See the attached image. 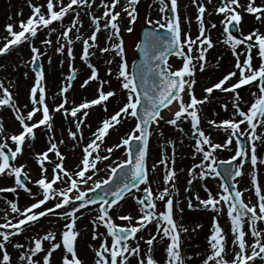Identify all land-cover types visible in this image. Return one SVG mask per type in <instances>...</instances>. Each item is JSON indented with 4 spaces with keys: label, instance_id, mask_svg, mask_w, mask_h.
Here are the masks:
<instances>
[{
    "label": "snow or ice",
    "instance_id": "snow-or-ice-1",
    "mask_svg": "<svg viewBox=\"0 0 264 264\" xmlns=\"http://www.w3.org/2000/svg\"><path fill=\"white\" fill-rule=\"evenodd\" d=\"M94 3L95 0H91V2L90 0H67V3L65 0H45L43 4H33L32 0H29L31 8L29 17L26 20H21L18 25L8 23L5 26L8 35L3 38L4 43L0 45V54H7L21 44L28 43L32 65H36L41 57L46 55L41 47H37L33 43L41 30H49L46 37L40 41L42 46L51 47L53 44L51 36L57 34L55 51L66 54L72 60L75 59L72 48L74 35L75 40L82 41L80 59L90 70V74L83 80L81 87H87L90 82L95 81L97 82V94L94 98L84 100L79 104L69 102L65 94L71 88V82L76 78V69L73 68L67 77V83L60 88L61 102L50 109L46 102L45 72L43 66L40 65L39 70L33 69L35 72L34 83L29 90L31 107L29 108L28 104L23 105V108L27 109L25 113L21 111V106L17 105L10 88L0 81V108H9L21 128L18 133L8 136L3 143H0V177L14 178L15 185L9 188H0V192H16L17 188H22L34 199L33 203L23 209L16 202H9L11 213L16 215L12 219H8L6 214L5 222L0 223V264H14L12 254L8 250L9 246L19 253L20 264H52L53 253L57 250L61 252L60 264H85L77 252L76 242L80 232L76 224L77 220L84 215L81 210L88 209L91 212L92 210L88 206L93 204L98 205V208L95 218L90 220L92 240H100L98 247L89 245L94 252V264H130V257L137 258V264H159L153 255V246L154 242L159 243L164 240L168 241L165 245L164 264H185V257L181 251V232H187L188 229L178 225L174 219V201L170 195V189L175 188L174 182L177 175L174 168L175 160L166 157L159 160V164L164 165L166 169L163 176L166 186L156 195H154L149 181L147 165L152 125L159 126L160 122L164 121L183 132V128L179 127L178 122L185 120L190 121L192 135L195 137V153L201 155L200 163L189 169L191 179L188 180V183L191 184L197 178L204 180L208 177H221L222 180L231 178L236 182L237 177H242L244 175L243 163H240L239 167L235 169H225V175L222 177L218 170L220 164L230 163V161H218L214 155L218 149L232 145L235 139L237 148L231 160L239 158L242 162L250 163L252 190L256 197V203L245 202L244 193L236 187V183L231 187L227 183H222V191L215 195L207 185H204L206 198L197 196L196 200L199 206L213 211L215 215L213 216L211 234L207 237L210 254L206 255L202 264H257V261L259 264H264V228L258 227V224L264 223V186L258 182L255 172L258 164L256 142L264 138V132H258L259 129H264V33L259 28H255L248 34L241 33V36L237 37L230 30L232 27L240 25L242 13L253 14L256 21L264 24V0H261L259 4L256 0H246V3H241V0H221L220 5L216 7V12L223 14L224 18L221 23L223 33L227 36L224 43L230 45L235 57V64L233 70L228 71L222 78L203 89L205 95L202 98H197L194 92L196 66L198 63L199 70H205L206 54L214 46L210 35L206 34L204 19L206 7L203 3L193 0L198 12L196 16L198 35L193 38L190 34L185 33L182 39L177 0H158L159 12L170 13V15L162 17L163 22L148 19L147 23L162 29L167 28L170 35L165 37L154 31L145 32L144 41L137 45L144 55V60L136 71L129 70L125 58L119 18L121 12L126 14L129 24L126 31L131 33L133 31L131 25L136 22L138 17L136 5L139 0H127V6L121 4L120 0H101L104 9L101 16L90 11L86 13L92 31L85 38L80 34L83 20L77 9H90ZM118 6L121 11H116ZM69 15L72 16V19L69 24L65 25L63 21ZM54 22H58L60 27H51ZM15 27H18L19 31L14 30ZM211 27L215 28L216 25L213 23ZM102 30L109 32L107 41L111 42L115 38L116 42L100 47L97 43V34ZM241 45L244 46L243 60H241V53L237 51ZM97 50L101 54L114 51L115 55L120 57L116 79L120 82V88L125 90V99L118 110L101 120L100 125L92 132L91 139L83 146L79 163L73 170H69L65 167V156L58 146V143L63 144L64 140L60 139L57 143L55 139V113L60 112L65 119L69 116L73 118L72 123L75 130L70 127L67 132L73 141V148H75L79 141L83 140L82 126H87L85 125V119L89 114L87 110L93 106H101L104 111H107L109 98L118 95L114 89L105 90L104 85L109 81L100 79L99 70L90 62V57ZM174 50L175 54L182 58V66L172 70L167 57ZM194 50L195 56L192 54ZM253 50L256 51V56L259 58L258 65L253 63ZM48 59L51 63V57ZM107 63H112V60H108ZM108 74L112 75L111 68L108 69ZM233 78H236V82L228 83ZM242 86L250 88L254 86L256 89L251 93L253 100L246 110L241 107L243 97L237 91ZM215 90L233 94L232 117L221 121L208 120L209 127L223 128L229 133L223 143L214 142L211 135L206 134L200 127V106L209 102V98ZM185 91L189 97L187 101L183 95ZM174 101L178 110L173 113L171 118L165 120L161 114L162 109L171 110L169 106ZM223 107L227 109V105H223ZM38 113L39 116H37ZM128 118L136 121L134 127L122 136L118 143L106 147L104 149L106 154L101 155L100 150L109 130L114 129ZM242 125L244 126L243 130ZM41 126H43L46 135L50 137L49 147L42 153L36 154L40 177L34 183L38 186L39 192L32 193L31 188L22 179V176L28 178V173L24 171L26 166H16L10 163V160L14 161L18 154H22L26 139L35 140V130ZM4 131L3 121L0 118V133H4ZM241 136L248 140V147L240 142L239 137ZM9 140L15 145L14 150L9 147ZM133 142L138 145L135 152L132 150ZM168 143L173 144L174 155V142L169 140ZM120 148L125 149L126 159L113 161L112 164L105 166L109 171L108 179L93 181V176L99 172L97 165L109 160L114 150ZM49 153H53L56 160H52ZM46 162L52 164L51 175L48 174ZM156 167L157 164L153 163L152 171H155ZM118 170L121 182L116 184L114 189L103 190L99 198L88 196V192H95L97 189H102V185H108L112 178L118 174ZM89 181L93 182V187H83L88 185ZM57 183L63 187H54ZM141 185L144 187L141 188ZM132 188L144 193L143 197H133L140 205V215L136 218L130 214L120 215L118 219L129 223L119 225L114 221L110 212L113 206L118 205V202L124 199L125 193L130 192ZM73 193L75 194L73 195ZM166 197L167 199H165ZM157 200L164 203L162 210H157ZM50 201L52 202L51 206H46ZM76 201H79V204L73 206ZM70 206H72L71 210H69ZM188 208H193L191 201L188 203ZM57 210H61V212L58 213ZM179 211L183 212V209H179ZM225 211L232 235L231 260L226 259L229 255L226 239L228 234L225 233L217 219L220 213ZM48 216H56L65 220L59 240L56 232L45 231L43 234L36 233L26 237L25 243L14 241L13 238L23 233L28 225H35L40 218ZM134 220L135 223H133ZM245 224L248 226L247 231ZM149 225H155L156 231L154 234H149L145 240L147 250L141 255V246L138 240L144 239V237L138 238L137 233L146 230ZM100 227H104L105 232H99ZM130 240L136 241L135 246L129 243ZM46 242L47 247H45Z\"/></svg>",
    "mask_w": 264,
    "mask_h": 264
},
{
    "label": "bare ground",
    "instance_id": "bare-ground-1",
    "mask_svg": "<svg viewBox=\"0 0 264 264\" xmlns=\"http://www.w3.org/2000/svg\"><path fill=\"white\" fill-rule=\"evenodd\" d=\"M45 0H32L33 4H43ZM96 4L92 5L90 9H77V11H80L81 19L83 20V27L80 28V34L83 37H87V27H92L89 22L87 12H92L93 14L97 16L100 15V8L98 6V3L101 2V0H95ZM145 4L141 7L143 9L144 7H148V15L151 16L154 13L156 1L155 0H145ZM206 2V0H201ZM219 5L221 3L220 0ZM261 1V0H260ZM120 3L127 6V0H120ZM241 3H246V0H241ZM209 5V4H207ZM75 7V6H74ZM180 10L183 11L184 16L187 19L186 26L188 27V24L190 23L191 26L194 27L196 25V22L194 21V17H191V15L194 12V9L196 8V4L193 3L192 0H183L181 2V5H179ZM216 7V6H215ZM218 7V5H217ZM28 8H30L29 0H0V36L7 34L6 32V25L8 23H12L14 25L19 24V20L17 19L19 16H22L21 19H27L29 15L31 14V11L28 12ZM120 9V7L118 6ZM121 11V9H120ZM189 11V12H188ZM121 12V16H122ZM191 14V15H190ZM252 15V14H251ZM251 15H247L248 18H251ZM247 18V19H248ZM72 16L69 15L65 17L63 23L65 25L69 24L71 21ZM123 20H128V17L125 13H123ZM260 26H264V24L260 23ZM51 27H60V24L58 22L54 23ZM19 29L18 27H15L14 30ZM192 29V28H190ZM48 29H43L39 32L38 37L33 43L37 47H41L42 51L46 53L45 56L41 57V65L43 66L45 70V80L44 84L46 85V102L48 103L50 108H53L56 105V100L60 98L59 95L60 88L67 83V77L71 73L72 69H76V78L73 80L72 86L69 89V91L65 94L68 97V100L70 103H73L77 98L84 95H91L93 91L97 89V85L95 82L90 83L89 86L82 88L80 85V79L85 75L87 67L83 64V62L80 59V56L78 54V48L79 45H82V41L75 40V36L73 35V54L75 56V59L72 60L67 57L66 54H60L55 51L57 44H56V35L52 34L51 39L53 40V44L51 47H45L40 44L41 39L45 38ZM223 33L219 32L218 30H214V39H218V42L216 43L219 47L222 49H225L227 47L226 44H223L219 42V39H226L222 35ZM109 35L108 31L102 30L97 38V43L100 47H104L109 43H112L107 41V36ZM115 39V38H114ZM243 46V45H241ZM244 47V46H243ZM28 50L29 45L28 43H24L16 48L13 49V54L11 57L5 61L6 64H2L3 66L0 67V81L4 82L6 86L10 88V90L13 92L14 99L16 100V103L18 106H21V111L26 113V109L23 108V105L28 104V106H31L29 103V96L26 94L25 88L27 85L31 82V86L34 83V77L35 72L32 69L31 64V54L30 58L28 57ZM94 56L98 59L104 58V62H107L108 60H113L114 55L113 52L107 53V54H101L98 50L95 51ZM49 57H51V63H49ZM69 61H72L73 66H69ZM217 65L220 68V71L223 72V74H226L228 71L233 70L231 66H233L231 58L230 59H222L219 62L211 63V66ZM27 73V75H25ZM100 77V76H99ZM30 86V87H31ZM245 87V86H244ZM253 91H256L255 87L252 86L251 88L248 87L246 91L242 92L241 96L243 97V102H245L247 105H249L253 97L251 93ZM185 94V93H184ZM183 94V95H184ZM224 97L231 98L233 101V94L232 93H225L223 94ZM67 106V105H66ZM169 109H164L165 114H167V117L169 115H173V113L178 110V106L176 102L174 101L172 105L169 106ZM10 109L7 107L0 108V114H2L5 117V120L3 121L4 125V133H0V143H3L8 136L11 135L10 130L17 129L20 127L19 122L15 119V117H10L8 115ZM88 117L85 119V125L82 126L83 131V140L81 141H87L88 135H92V132L95 131V120L97 119V116L99 115V110L97 109V106H93L92 108L88 109ZM79 115V114H78ZM73 118L68 117L65 119V117L60 113L56 112L54 115V132H55V139L58 143L60 139L64 140L63 144H59V149L62 154L65 156V167L69 170H73L75 166L80 161V156L82 155V152L80 154L78 150V145L73 148V141L69 138L67 129L72 128L75 130L74 125L72 123ZM36 138L35 140H27L25 141V148L23 150V153L18 158L17 162H14L13 164L16 166L19 165H25L24 171L28 173L29 176L33 177L30 188L32 190V193H38L39 189L38 186L34 183L36 180V176L38 173H40V168L36 160V154L38 153V149L46 150L49 147L48 141L50 137L46 135L45 130L43 127L38 128L35 130ZM258 132H261L258 130ZM264 132V129L263 131ZM111 136V134H110ZM192 130L188 131L186 128H183V132L173 133L172 141L175 142L176 147V164H178L176 170V177L178 178H188L191 179L189 175V169H191L194 165L199 164L201 161V155L195 153V149L191 147L189 143V139L192 137ZM158 139V138H157ZM159 142V139H158ZM9 147L13 146L12 142L8 141ZM7 150V149H6ZM49 156L52 160H56V157L53 153H49ZM190 161V166L186 165V161ZM102 165V162L97 165ZM46 166L48 168V174L51 173L52 170V164L46 162ZM191 167V168H190ZM211 178V177H209ZM212 181L216 182L217 178H211ZM7 183V186H15L14 180L12 177L2 176L0 177V188H5ZM242 183H245V179L243 177ZM5 184V185H4ZM189 184V183H188ZM206 185L204 180H201L199 178L193 180V182L190 184L194 192H200L202 191V187ZM54 187H63V185H60L57 183ZM141 188L144 187V185L140 186ZM165 186L161 184H156L155 188L157 191H162ZM9 188V187H8ZM248 189L252 192L251 188L248 186ZM139 193L136 189L133 190L131 193L128 194V198L126 199V203L124 204L127 208L131 209L134 212H137L139 210L138 205L133 203V196L135 194ZM219 193V191H217ZM75 193H73L74 195ZM175 199L177 201L176 209H178V213L180 214L179 208H181L180 202L185 203L187 199L180 193H174ZM16 202L18 206L23 209L26 206H29L31 203L34 202V199L32 196H30L27 192H25L22 188H17L16 192H0V218L5 219V215L7 214L8 219L11 218V216L14 215V213H11L10 204L9 202ZM50 206V202L48 205ZM186 207V205H184ZM45 207V206H42ZM82 212H84V215L81 219L77 220L76 227L80 232V235L77 238L76 247L77 252L84 253L86 257L87 264L89 262H92L94 260V252L92 248L89 247V245H92V247H98L100 240H92V225L90 223L91 219L95 218V211L89 212L88 209H82ZM57 212H61V210H57ZM203 212H208L210 216L215 215V213L211 210L206 209V211H202V207L198 205V202H194V206L192 208V211L189 209H185L183 212H181L180 222H184V218L187 217L185 221L186 228L188 229L187 232H181V251L182 255L185 257V264H202L203 259L206 257V255L210 254V249L208 247L207 243V234L206 231L210 232L209 226L207 225V229H203V232L201 231V226L197 227V225H200L201 223V215H203ZM188 214H190L193 217V223L189 221ZM221 214V213H220ZM77 215H80L77 213ZM10 217V218H9ZM213 217V216H212ZM221 218V226L223 227L225 233H227V241L229 246V255L226 257L229 260L232 258L231 254V241H232V235L230 233V222L227 216L221 215L219 216ZM65 223L64 219L57 218L56 216H48L40 218L39 222L35 225H32L30 228L26 229L23 233L15 236L13 239L14 241L25 243L26 237L30 235H35L36 233L43 234L45 231H54L58 236H60L61 229L63 227V224ZM189 224V225H188ZM183 226V224H182ZM206 226V225H205ZM259 227V224H258ZM261 227V224H260ZM190 228L192 231H190ZM99 232L103 233L102 227L98 229ZM156 227L153 225V228L147 227L146 230L142 231V235L144 239L142 241H145L147 239V235L150 232L151 234L155 233ZM211 233V232H210ZM203 235V237H202ZM57 236V239H58ZM159 240V238H158ZM249 240L251 241V238L249 237ZM110 243V240H109ZM47 242L45 243V247H47ZM160 249V253L158 255L157 251ZM9 252L12 254L14 264H20L19 261V253L16 249L9 246ZM153 255L155 256L156 260L160 262L161 264H164V261L166 259V253L164 250L163 241H160L159 243L154 242L153 246ZM60 256L61 252L60 250H57L53 253L52 258V264H60ZM190 257V259H189ZM257 264H259V261H257Z\"/></svg>",
    "mask_w": 264,
    "mask_h": 264
},
{
    "label": "rangeland",
    "instance_id": "rangeland-1",
    "mask_svg": "<svg viewBox=\"0 0 264 264\" xmlns=\"http://www.w3.org/2000/svg\"><path fill=\"white\" fill-rule=\"evenodd\" d=\"M155 1H156V3H155L156 5H154L155 6L154 13L151 16H149L147 13L149 6L141 9V7L146 3V1L145 0H139V3L136 5L138 17H137L136 22L133 25H131V27L133 28V31L131 33L126 31V28L129 26V24H128V20H123V13H122V16H120V18H119V23H120V26L122 28V36L121 37H122L123 42H124L125 58L127 60L130 71H131L132 62L135 58V48H136V45H137L138 40H139V32H140L141 27L143 25H154V24H148L147 23L148 19H151L152 21L161 20L163 22L162 17L169 15L168 13H164V14L160 13L159 12L160 5L158 3V0H155ZM90 2H91V0H90ZM178 2H179V5H181V2H183V0H178ZM256 2H257V4H259L261 1L256 0ZM65 3H67V0H65ZM198 3H203L206 7V13H205V17H204L205 26L207 29L206 34L210 35V37L213 41V44H214L213 48L209 49L207 54H206V61L207 62H206L205 70L200 71L198 63L196 66L197 70L195 72V77H194L196 80V84L194 86V92H195V95L197 96V98H202L205 95L203 89L206 86H210L212 83L216 82L219 78H222V76L224 75L223 72L220 71V68L217 65L211 66V63L219 62L222 59H227V58L230 59L231 58L232 64L234 66L235 57L233 55V52L231 50L230 45L226 44L227 47L225 49L221 50V47H219L216 44L218 42V39H214V30H218L219 32L223 33V25H222L221 21L223 20L224 17H223V14H218L216 12V7H217V5L219 6V1L218 0H211V2H209V0H206V2H204V1L198 0ZM37 4H39V2H37ZM94 4H96V1ZM94 4H92V5H94ZM207 4H209V5H207ZM98 6L100 8V15H102L104 9H103V6L101 5V2L98 3ZM145 6H146V4H145ZM27 11L30 12L31 8H28ZM116 11H120V9L117 7ZM197 15H198V12H197V6H196L193 14L191 15V17H194V21L196 22V25H194V27H193L189 23L188 27H187L186 26L187 19L184 16L183 11L180 10V7H179V16H180V23H181L182 39H183V36L185 33L190 34L193 38H195L198 35V22L196 20ZM247 15H251V14L242 13V21L239 25V31H238L239 35L237 37H240L241 33L246 35L255 28H259V30L262 33H264V26H262V27L260 26V22L255 20L254 15L252 14L250 16L251 18H248ZM21 17L22 16H19L17 19L18 20L20 19L19 21H21L22 20ZM24 20H26V19H24ZM213 23L216 25L215 28L211 27V24H213ZM190 28H192V29H190ZM16 31H19V29H17ZM91 31H92V27L91 28L87 27V36H89L91 34ZM7 35L8 34L0 36V45H2L4 43L3 38ZM222 35L224 38L227 39L226 34L223 33ZM226 39H223V38L219 39V42L222 43V41H224ZM112 42H116V40L113 39ZM223 44H225V43H223ZM185 51H187L186 48H185ZM237 51L241 53V60H243L244 59V56H243L244 47L239 46L237 48ZM13 52L14 51L11 50L7 54L0 55V67L3 66L2 64H6L5 61H7L11 57ZM81 53H82V45L80 44L79 48H78L79 56H81ZM30 54H31V52H30V50H28L27 59L30 58L29 57ZM192 54H193V56L196 55L195 50L193 51ZM113 55H114V59L112 60V63H110V64L107 62H104V60H105L104 58L98 59L94 55H92L90 57V62L92 64H94L96 66V68L99 70L100 79L109 81L108 84L104 85L105 90L107 91V90H109V88H111V89H114L118 94L116 97L109 98V101L107 102V111H104V109L101 106H97V109L99 110V115L97 116V119L95 120L96 122L94 123L95 128H97L100 125V122L102 119L107 118L114 111L118 110V107L122 105V103L124 102V99H125V90L120 88V82L116 79V73H117L118 65L120 63V57L116 56L114 51H113ZM253 57H254V59H253L254 65H258L260 61H259V58L256 56L255 50H253ZM194 63H196V62L194 61ZM71 64H72V61H69V66ZM83 64L86 66L85 63H83ZM168 64L171 66L172 70H175V69L182 66V58L178 57L177 55H173L170 57ZM233 66H231V68H233ZM109 68L112 69V75L108 74ZM44 72H45V70H44ZM89 74H90V70L87 67L86 73L80 79V82L82 83L83 80L86 78V76ZM235 81H236V78H233L228 83H234ZM93 82H95V81H92L91 83H93ZM81 83H80V85H81ZM95 83L97 85V82H95ZM5 86H6V84H5ZM30 86H31V82L25 88V90H26L25 92L27 95H28L29 90L31 88ZM6 87H8V85ZM248 87L249 86H245V87L243 86L241 90L238 89L239 91L238 90L237 91L240 92V94H242V92L246 91ZM45 88H46V86H45ZM96 94H97V92L95 90L92 92L91 95L80 96L73 103L79 104V103L83 102L84 100H90V99L94 98L96 96ZM223 94H225V93L221 92L219 90H215L213 92V94L210 96L209 102L200 106V112H199V115L201 117L200 127L204 129L206 134H210L212 140L216 143H223L226 140L229 133L227 131H225L223 128L209 127L208 120L214 119L216 121H221L224 119L231 118L232 113H233L232 99L228 98V97H224ZM61 99H62V97L58 98L55 103L59 104L61 102ZM184 99H185V101H187L189 99L187 91H185ZM223 105H227V109H225L223 107ZM249 105H247L243 101L241 102V107L245 108V110H246L247 106H249ZM26 111H27V109H26ZM161 114L164 116L165 120L172 117V115H169V117H167V114H165V112H162ZM8 115L10 117H13L14 113L10 110ZM37 116H39V113L37 114ZM0 118H2V120H5V117L2 114H0ZM34 119H36V117H34ZM135 123H136V121L134 119L128 118V119H124L121 122V124L117 125L114 129H110L109 134L105 137V143L100 150V154L105 155L106 152L104 149L106 147H111V146L115 145L116 143H118L120 138L122 136L126 135L134 127ZM178 124H179L180 128H186L188 131L191 130L190 121L185 120L183 122H178ZM241 127L243 130L244 126L242 125ZM20 130H21V128L18 127L17 129L10 130V133H11V135L16 134ZM259 130L261 132L263 131V129H259ZM174 131L181 133V131H179L176 126L168 125L164 121H161L159 126H157L155 124L152 125V136L149 139V145H148V151L149 152H148V157H147L148 158L147 159V165H148V169H149L148 177H149V181L151 182V186H152L154 195L159 193V191H157L155 188L156 184L162 183L164 186H166L163 182V176L165 175L166 169H165L164 165L159 164V160L162 157H166L168 159H174L175 160L174 168L177 169V167H178V164H176L175 142L173 141L174 147H175L174 155H173V144L168 143L169 140L172 141ZM161 133H163V135H161ZM36 134H38V133H36ZM110 134H111V136H110ZM91 137H92V135H88L87 141H89L91 139ZM157 138L159 139V142H158ZM245 139H246V137H245ZM87 143L88 142H86V141H79L78 150H79L80 154L82 152L83 146L86 145ZM189 143H190L191 147L194 148V143H195V137L194 136H192L189 139ZM256 145H257L258 164L256 166L255 172L257 175L258 182L262 186H264V138H262L261 141H257ZM248 146H249V143L247 144V147ZM11 148L14 150L15 145L11 146ZM236 148H237L236 147V141L234 139L232 145L228 146L227 148L218 149L214 153V155L218 161H222V160L228 159L230 156H232L235 153ZM259 149H261V151H262L261 155L259 154ZM43 151H45V150H43L41 148L38 149V153H42ZM22 153H23V151H22ZM20 156H21V154H18L17 158L14 161H11V163L17 162L18 158ZM122 159H126L125 149L120 148V149L114 150V152L112 153L109 160L103 161L102 165L98 166L99 172L95 176H93V181L94 180H101V181L105 180L109 176V171L106 169L105 166L108 164H112L113 161H119ZM153 163L157 164L155 171H152ZM185 163H186V165L190 166V164H189L190 161L187 160ZM240 163H243L242 171H243L244 175L242 177H237L238 181L236 183L239 187V190H242L244 193L243 198H244L245 202L256 203V197L254 195V191L252 190L253 186L251 184L252 167H251L250 163H248V162H242L239 160V164ZM169 166L171 167L172 165H169ZM197 172H199V169H197ZM49 175H51V173H49ZM39 177H40V173H38L37 176L35 177L36 180ZM243 177L245 179L244 184L242 183ZM211 178H217L216 182L212 181ZM211 178L208 177V178L204 179L207 187L212 191V193L214 195L217 194V191H219V193H220L222 191V189H221L222 182L218 179V177H211ZM27 179H28L27 186L30 187L33 177L28 175ZM187 179H188L187 177L186 178L176 177L175 182H174L175 188L170 189V195L174 201L175 207L177 206L176 205L177 201L175 199L174 193H180V195H182V197L184 196L187 199V201L185 203H183V200H182V202H180V204L182 206L179 209H183V211L185 209L189 210V208H188L189 201H191L193 206H194V202L195 203L198 202L196 200L197 196H199L200 198H206V193L204 191V187H202L203 188L202 191L194 192V190L192 189L190 184H188ZM13 180H14V178H13ZM5 184L4 185L7 186V183H5ZM248 186L251 188L252 192L248 189ZM8 187H12V186H7L5 188H8ZM83 187H85V188L93 187V182L89 181V184L85 185ZM143 194L144 193L142 191H139V193L135 194L134 196L135 197H141V195H143ZM89 195L90 194L88 192V196ZM37 198H39V197H37ZM127 198H128V195H126L123 200L118 202V205H114L113 209L110 212L114 221L119 225H127L129 223L127 221H122V220L118 219V217L120 215L130 214L134 218H136L140 215L139 210L137 212H134L124 205L126 203ZM165 199H167V197ZM51 203L52 202L50 201V206H51ZM133 203L137 204L138 208H140V205L136 202V200L134 198H133ZM156 203H157V210L158 211L162 210L164 203L161 201H158V200L156 201ZM78 204H79V201H76V202H74L73 206H77ZM184 205H186V207ZM71 207L72 206L69 207V210H71ZM88 207L92 210L91 212H93V211L96 212L98 205L93 204V205H89ZM190 210L192 211V209H190ZM202 211H206V209H204L202 207ZM174 212L176 213V219H177L178 225L183 224V227L186 228V225L184 223H185L187 217L184 218V222L182 223V222H180V217H179L181 215V212L179 214L178 209H176ZM222 214L227 216L226 211L221 212V214L219 216H221ZM15 215L16 214H14L13 216H11V218L10 217L9 218L12 219ZM212 216H214V215H212ZM212 216H210L208 212H203V215H201L200 226H201L202 232H203V229L208 230L207 225L209 226V230L211 232L212 223H213V217ZM219 216L217 217V219H218L219 223L221 224V218ZM188 217H190L189 221L193 223V220H194L193 217L194 216L192 217L190 214H188ZM4 222H5V219L0 218V223H4ZM13 222H15V221H13ZM133 223H135V220L133 221ZM31 226L32 225H28L25 228V230L30 228ZM149 227L153 228V225H149ZM259 228H264V226L261 225V227H260V224H259ZM245 229H248L247 224H245ZM102 230H103V232H105L104 227H102ZM190 231H192L191 228H190ZM210 232L206 231L205 234H207V237L211 234ZM187 233H188V231H187ZM149 234H151V233L150 232L148 233L147 238H148ZM141 235H142V232L137 233L138 238ZM202 237H203V235H202ZM59 239H60V236H58V240ZM142 240L143 239L138 240V242L141 246V255H143L144 252H146V250H147V246L145 244V241H142ZM129 243L132 246H135L136 241L130 240ZM167 243H168L167 240L163 241L164 250H165V245ZM157 249H158L157 253L160 252V249L159 248H157ZM159 254L160 253H158V255ZM78 255L85 262V264H87L86 257L84 255V253L78 252ZM154 258H155V256H154ZM88 264H94V260H92V262H89ZM130 264H137V258L130 257ZM159 264H161V263L159 262Z\"/></svg>",
    "mask_w": 264,
    "mask_h": 264
},
{
    "label": "water",
    "instance_id": "water-1",
    "mask_svg": "<svg viewBox=\"0 0 264 264\" xmlns=\"http://www.w3.org/2000/svg\"><path fill=\"white\" fill-rule=\"evenodd\" d=\"M147 31H154V32H156L158 35H161V36H165V37H169V32H168V30H167V28H163V29H157V28H144L143 29V31H142V33H141V37H142V40H141V42H143L144 41V39H145V32H147ZM175 51V50H174ZM173 51V52H174ZM144 60V55H143V53L140 51V49L138 48V58H137V60H136V62H135V65H134V71H136V69L138 68V66L142 63V61ZM137 143L136 142H133V144H132V150H133V152H135L136 151V148H137ZM120 181H121V178H120V175H119V170H118V174L115 176V177H113V179L111 180V182L110 183H113V182H115L116 184H118V183H120ZM95 197L97 198V195H95Z\"/></svg>",
    "mask_w": 264,
    "mask_h": 264
}]
</instances>
